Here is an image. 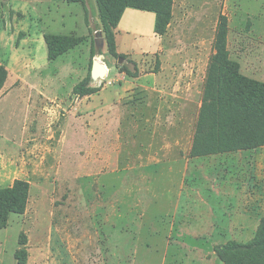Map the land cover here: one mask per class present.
Returning a JSON list of instances; mask_svg holds the SVG:
<instances>
[{
  "label": "rangeland",
  "instance_id": "1",
  "mask_svg": "<svg viewBox=\"0 0 264 264\" xmlns=\"http://www.w3.org/2000/svg\"><path fill=\"white\" fill-rule=\"evenodd\" d=\"M86 4L96 15V0ZM88 12L64 0H0V63L9 70L0 91V188L17 178L31 183L26 212L13 213L0 230V264H18L22 232L27 264L222 263L216 244L248 241L259 227L264 178L241 169L237 152L190 158L188 151L219 15L229 18L233 59L241 56L239 47L252 46L248 37L241 43L251 22L264 52V0H175L162 37L154 32V12L128 7L116 35L117 56ZM44 32L88 39L49 61L46 44L42 50L35 40ZM92 43L94 59L104 54L109 73L91 77L100 90L80 97L73 90L91 71ZM124 65L137 66L139 76L121 71ZM261 65L245 64L255 75L247 76L264 81ZM250 178L257 180L259 198L252 200L249 188L250 198L228 199L226 215L216 213L213 221L232 223L233 232L195 236L194 242L185 236L197 214H188L180 198L193 181ZM220 189L232 198L228 185Z\"/></svg>",
  "mask_w": 264,
  "mask_h": 264
},
{
  "label": "trees",
  "instance_id": "2",
  "mask_svg": "<svg viewBox=\"0 0 264 264\" xmlns=\"http://www.w3.org/2000/svg\"><path fill=\"white\" fill-rule=\"evenodd\" d=\"M81 3L85 0H67ZM100 26L109 53L119 55L115 29L128 7L154 12V32L164 36L173 19L175 0H96ZM23 33H20V36ZM229 18L221 13L218 17L213 53L210 56L202 93L201 106L194 127L190 158L254 150L264 146V81L242 73L240 63L233 59L228 48ZM47 58L54 61L86 41L87 36L76 34L44 33ZM94 43V41H93ZM92 43V61L96 56ZM161 60L156 59L154 73L160 70ZM121 71L132 77L139 76L138 67L132 71L123 66ZM89 75L74 87L80 97L97 93ZM9 78V70L0 63V90ZM31 196V183L17 178L12 184L0 188V230L8 225L13 213L24 214ZM21 248L15 256L18 264H27V235L22 232ZM224 264H264V216L255 235L248 241L228 240L214 247Z\"/></svg>",
  "mask_w": 264,
  "mask_h": 264
},
{
  "label": "crops",
  "instance_id": "3",
  "mask_svg": "<svg viewBox=\"0 0 264 264\" xmlns=\"http://www.w3.org/2000/svg\"><path fill=\"white\" fill-rule=\"evenodd\" d=\"M50 1H55V0H50ZM64 1L68 2L67 0H64ZM174 6H175V3H174ZM84 8H85L86 12H88V7H87L86 3H85ZM87 15H88L87 20L89 22L93 21L95 23L93 25L98 26L100 24L98 6H97L96 15L91 16L89 14V12ZM99 31H101V30H99ZM118 31H119V25L115 29L116 35H117ZM44 33H41L39 36H36V38H35V40L37 42H39V44H41L42 50L46 44L45 39H44ZM72 34L78 35L77 33H72ZM85 36H88V35H85ZM247 37L252 41V46H249L248 48H245V49L243 47H239L240 48L239 54H241V56H239V57L237 56L235 58V60H237L240 63L242 73L244 70V72L246 73L245 75L249 74V75L255 76L253 74L254 72L248 71V70L246 71L245 64L250 63V65H251L250 67L254 69V65H256V63L258 64V63L262 62L261 66L263 68L264 61H262L261 57L264 56V54H263L264 52H263V50L258 48V46L256 45L257 42L258 43L260 42V37H261V34H260L259 30L257 29L256 23L251 22V29H250L249 33L247 34V36H245L244 39L241 41V43H243L244 40L247 39ZM229 38L230 37L228 35V48L230 50ZM246 66H248V65H246ZM108 73L109 72H107V74ZM262 73H260V74H262ZM260 74H257V75H260ZM249 77H251V76H249ZM8 81H9V78L6 82V85H7ZM189 148H191V143H190ZM189 151H190V149H189ZM189 151H188V154H189ZM237 154L240 158H242V163H240L241 161L239 163H237V164H240L239 166L241 169H246V170L251 169L250 172L253 174V177H257L258 179L264 178V146L260 147V148H256L254 150L238 151ZM249 161H251V164H249ZM256 183H257V180H253L252 178H250V181H248V182L236 180L234 182L231 181V183H229V184L224 183L225 185L223 183L220 185L218 183H209L208 181H202V182L193 181L192 185H190L188 187L189 190L186 192V196L182 197V200L180 198V201L184 200L185 204H187L188 208L186 210H187L188 214H190V213L195 214V215L197 214V217L195 216V218H193L194 221H193L192 226L186 227V229H184L185 236H187L188 239H190V238H193L195 236L212 235L214 233L218 236H222L224 234H227V232H226L227 230H229L228 232H231V231L233 232L234 226L232 223L230 225L228 224V226L222 227L221 225H217L213 222L215 216H217L216 213H218L219 216L226 215L225 210H226L228 204L231 203V202H228V199L233 200L235 202L237 200H240L246 194L248 195L249 188H253V191H254V195H253L254 198L252 196L251 199L257 200L259 198V193H258L259 187L255 188ZM226 185H228L229 188L231 189V192H229V193H230V195L232 193V196H231L232 198H228L226 196V194H224V191H221V189H220ZM263 187H264V185H263ZM209 188H211V189H209ZM250 197L251 196H249V198ZM223 200L225 201V203L222 205H219L220 201H223ZM199 203L203 205L204 208L202 210V213L205 212V214H202L201 211L199 210L200 209ZM194 227H198L199 229L197 230ZM220 230H223L225 233L221 232ZM192 241L194 242V238L192 239ZM219 244H216V245H219ZM222 244H224V243H222ZM221 262L222 263H206L205 261H202L200 259V262L198 261L197 263H179V264H224V262L222 260H221Z\"/></svg>",
  "mask_w": 264,
  "mask_h": 264
},
{
  "label": "water",
  "instance_id": "4",
  "mask_svg": "<svg viewBox=\"0 0 264 264\" xmlns=\"http://www.w3.org/2000/svg\"><path fill=\"white\" fill-rule=\"evenodd\" d=\"M100 41H102V38H100ZM104 58L105 55L101 53L98 58H95L93 60V64L91 68V75L93 80H98L99 78L105 77L107 75L108 67L106 64H104L102 60Z\"/></svg>",
  "mask_w": 264,
  "mask_h": 264
}]
</instances>
